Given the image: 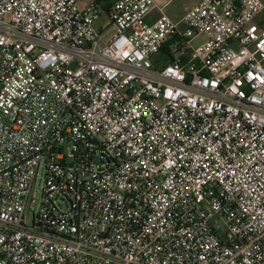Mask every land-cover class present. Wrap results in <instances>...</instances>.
Listing matches in <instances>:
<instances>
[{"label": "built area", "instance_id": "obj_1", "mask_svg": "<svg viewBox=\"0 0 264 264\" xmlns=\"http://www.w3.org/2000/svg\"><path fill=\"white\" fill-rule=\"evenodd\" d=\"M81 1L0 0V264H264V2Z\"/></svg>", "mask_w": 264, "mask_h": 264}, {"label": "rangeland", "instance_id": "obj_2", "mask_svg": "<svg viewBox=\"0 0 264 264\" xmlns=\"http://www.w3.org/2000/svg\"><path fill=\"white\" fill-rule=\"evenodd\" d=\"M201 0H157L160 6H165L164 12L170 16L174 21L180 20L188 10L197 5ZM91 0H82L80 6L84 7L89 4ZM166 4V5H165ZM110 22L108 15L104 14L102 18L97 22V26L99 27L101 24H108ZM206 39L205 34H201L198 37L194 38L192 41V45L194 47L200 46ZM44 184V167L42 166L40 169V173L38 179L34 185L35 192L37 193L35 196L36 201H40L41 194L40 191Z\"/></svg>", "mask_w": 264, "mask_h": 264}, {"label": "trees", "instance_id": "obj_3", "mask_svg": "<svg viewBox=\"0 0 264 264\" xmlns=\"http://www.w3.org/2000/svg\"><path fill=\"white\" fill-rule=\"evenodd\" d=\"M164 52H167L169 55L171 54L169 50L163 49Z\"/></svg>", "mask_w": 264, "mask_h": 264}, {"label": "crops", "instance_id": "obj_4", "mask_svg": "<svg viewBox=\"0 0 264 264\" xmlns=\"http://www.w3.org/2000/svg\"><path fill=\"white\" fill-rule=\"evenodd\" d=\"M155 1L157 2V0H155ZM262 1L264 2V0H262ZM157 3H158V2H157ZM165 5H166V4H165ZM188 11H189V10H188ZM188 11H187V12H188ZM187 12H186V13H187Z\"/></svg>", "mask_w": 264, "mask_h": 264}]
</instances>
